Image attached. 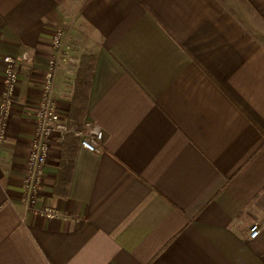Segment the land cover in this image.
<instances>
[{
  "label": "crops",
  "instance_id": "1",
  "mask_svg": "<svg viewBox=\"0 0 264 264\" xmlns=\"http://www.w3.org/2000/svg\"><path fill=\"white\" fill-rule=\"evenodd\" d=\"M59 28L55 99L67 114L93 55L85 120L104 139L79 144L59 197L54 136L47 218L22 181ZM6 55L20 77L0 141V264H264V0H0V104Z\"/></svg>",
  "mask_w": 264,
  "mask_h": 264
},
{
  "label": "built area",
  "instance_id": "2",
  "mask_svg": "<svg viewBox=\"0 0 264 264\" xmlns=\"http://www.w3.org/2000/svg\"><path fill=\"white\" fill-rule=\"evenodd\" d=\"M64 31L57 29L51 42L52 55L48 60L47 69L42 83V98L33 113L34 138L27 159L26 175L22 181L23 201L26 208L34 214L47 218L58 216V212L49 206L37 207V200L43 183L44 165L50 152L54 136L64 137L72 133L80 138V145L90 151H97L104 139L103 130L96 124L85 120L82 130L69 127L67 114L62 112L55 99V79L58 67L64 54ZM6 64L4 90L0 104V141L5 138L7 121L13 106L16 103L15 91L19 82L20 58L12 55L4 57ZM260 233V222L255 221L250 227L251 238Z\"/></svg>",
  "mask_w": 264,
  "mask_h": 264
},
{
  "label": "trees",
  "instance_id": "3",
  "mask_svg": "<svg viewBox=\"0 0 264 264\" xmlns=\"http://www.w3.org/2000/svg\"><path fill=\"white\" fill-rule=\"evenodd\" d=\"M94 65L93 55L84 54L80 57L74 80V93L67 113L68 126L77 130L83 129L86 118ZM79 144V136L72 133L65 134L60 143L58 171L53 186V193L56 196L67 197L69 194Z\"/></svg>",
  "mask_w": 264,
  "mask_h": 264
}]
</instances>
